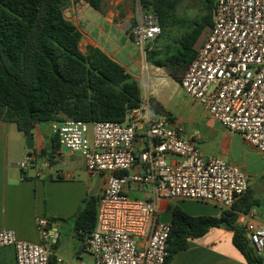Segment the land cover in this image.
I'll return each mask as SVG.
<instances>
[{"label":"built area","instance_id":"2783aa9c","mask_svg":"<svg viewBox=\"0 0 264 264\" xmlns=\"http://www.w3.org/2000/svg\"><path fill=\"white\" fill-rule=\"evenodd\" d=\"M131 33L145 48L162 27L140 4ZM180 85L213 119L264 155V0H214L213 25ZM143 127L150 144L138 152ZM52 130L60 150L81 155L92 177L109 175L97 202L95 229L81 232L94 264H167L171 224L160 219L159 201H194L228 211L250 189L248 173L220 157H204L197 141L168 117L156 115L144 96L125 122L65 119L53 122ZM40 159L28 154L20 167L34 168ZM40 164L52 166L48 160ZM148 185H153L154 198H134L127 190ZM37 224L39 244L0 229V247L15 249L16 264H51L49 221L39 218ZM248 235L264 257V225ZM63 263L58 257L56 264Z\"/></svg>","mask_w":264,"mask_h":264},{"label":"crops","instance_id":"0c3cea01","mask_svg":"<svg viewBox=\"0 0 264 264\" xmlns=\"http://www.w3.org/2000/svg\"><path fill=\"white\" fill-rule=\"evenodd\" d=\"M138 4V0H102L101 8L96 10L83 0H71L65 16L82 34L79 47L83 54H87L89 48H98L119 62L128 73L140 80L142 88L146 87L143 96L154 99L162 107L163 113L155 114L168 117L185 134L195 139L204 157H220L250 175L248 193L236 202L239 204L241 200L247 199L246 203H252L253 206L247 213L237 212V225L247 233L253 227L263 226L264 155L213 119L198 102L185 94L180 82V91L166 103L153 96L150 91L152 80L162 78L160 71H167L165 67L148 62L146 47L141 48L134 41L131 30L137 21L135 12ZM210 27L205 28L194 45L196 54L205 42ZM181 33V30H176L160 40V43L153 40L147 46L151 49L155 44L161 47L172 44L175 35L180 36ZM150 67L156 71L151 72ZM52 126V121L35 126L31 133L34 149L29 150L27 134L19 131L14 123L0 122V229L12 230L20 240L39 244L43 240L37 219L45 218L49 221L53 264H56L58 257L64 260L63 264H78L83 261L79 248L74 246L68 249L64 245L60 251V239L70 232L81 242L73 217L86 198L99 200L109 175L92 177L86 168L85 159L78 154L69 152L65 157L60 150L52 157L56 137ZM149 144L147 128L143 127L138 133L137 151L148 148ZM31 153L40 155L39 163L34 168L21 169L20 163ZM45 160L51 161L52 166L42 167L40 162ZM168 160L175 162L176 158L168 156ZM38 171H41V175H38ZM127 190L134 198H154L153 185ZM172 205L181 207L191 216L221 215L220 209L208 204L159 201L160 219L170 224ZM233 235V230L228 228H214L206 236L191 240L189 247L175 254L169 264H248L243 253L234 245ZM0 264H16L13 247H0Z\"/></svg>","mask_w":264,"mask_h":264},{"label":"trees","instance_id":"16d2710c","mask_svg":"<svg viewBox=\"0 0 264 264\" xmlns=\"http://www.w3.org/2000/svg\"><path fill=\"white\" fill-rule=\"evenodd\" d=\"M83 1L96 10L102 5V0ZM203 1L201 13L190 18L179 12L182 0H140L144 11L153 12L162 27L156 43L182 31L172 44L145 48L148 62L165 67L178 82L195 58L193 47L199 36L213 25L214 0ZM70 4L71 0H0V122L14 123L25 134L48 121L125 122L130 111L141 105L140 80L98 48L81 52L82 34L65 16ZM150 102L154 113H163L157 101ZM52 150V157L60 151L57 137ZM246 201L236 202L219 217L191 216L172 205L167 264L191 240L221 227L233 230V243L248 264H264L247 231L237 225V212L247 213L253 206ZM97 202L86 198L73 217L79 238L81 232L95 229Z\"/></svg>","mask_w":264,"mask_h":264},{"label":"rangeland","instance_id":"374dc122","mask_svg":"<svg viewBox=\"0 0 264 264\" xmlns=\"http://www.w3.org/2000/svg\"><path fill=\"white\" fill-rule=\"evenodd\" d=\"M138 1L139 4L137 5L135 12L136 17L137 9H139L140 5V0ZM202 3L205 4L203 0H182L179 7V12L182 14H186L190 18H194L197 14L201 13ZM150 71L155 72L156 69L150 67ZM160 76H162V78L152 80L150 91L153 92V96H155V98H158L159 100L166 103L172 96H175L180 91V85L177 80L170 78L165 71H160ZM143 90H146L145 86L143 87ZM45 124L47 125V123H43V125ZM62 151L65 154V157H67L69 151ZM64 245H66L68 249H72L74 246H76L77 248H79V251H81L84 264H94V256L91 253L86 252L83 243L78 241L70 232L61 237L60 245L58 247L60 248V251L61 249H63Z\"/></svg>","mask_w":264,"mask_h":264},{"label":"water","instance_id":"95a60500","mask_svg":"<svg viewBox=\"0 0 264 264\" xmlns=\"http://www.w3.org/2000/svg\"><path fill=\"white\" fill-rule=\"evenodd\" d=\"M26 144L29 150L34 149V137L31 133L26 135Z\"/></svg>","mask_w":264,"mask_h":264}]
</instances>
